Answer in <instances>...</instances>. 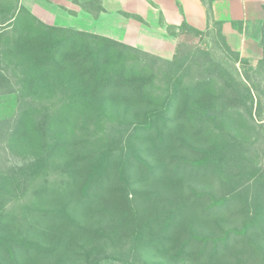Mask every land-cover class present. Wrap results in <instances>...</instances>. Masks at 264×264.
<instances>
[{
	"label": "trees",
	"instance_id": "trees-1",
	"mask_svg": "<svg viewBox=\"0 0 264 264\" xmlns=\"http://www.w3.org/2000/svg\"><path fill=\"white\" fill-rule=\"evenodd\" d=\"M199 1L204 31L160 19L202 41L166 60L0 0V95L17 94L0 120V264H264V221L234 186L215 197L186 184L212 178L236 128L264 125V43L251 66L216 0Z\"/></svg>",
	"mask_w": 264,
	"mask_h": 264
},
{
	"label": "rangeland",
	"instance_id": "rangeland-1",
	"mask_svg": "<svg viewBox=\"0 0 264 264\" xmlns=\"http://www.w3.org/2000/svg\"><path fill=\"white\" fill-rule=\"evenodd\" d=\"M260 1L262 2L261 8L256 7L252 13L254 19L242 21L241 35L247 40L253 36L258 37L261 48L264 43L262 9L264 0ZM171 3L180 11L179 0H19L20 6L27 9L45 25L108 34L127 45L166 60H172L176 47L180 43L191 46L202 44L197 37L184 34L171 37L167 34L165 27L160 24V19H163L164 24L172 25L164 17V12H169ZM99 6L102 11L94 18L89 12ZM8 15L9 13L0 14V23L5 22ZM221 22L236 31L237 26L240 25L239 22L235 23L236 26H232V21ZM205 29L206 27L201 31ZM203 39L207 41L206 38ZM232 50L236 51V49ZM246 50L252 52L249 46ZM258 62L249 63L255 67ZM16 111L17 94L0 95V120L12 118ZM235 130H237L235 133L239 130L241 137L233 144L232 149L224 148L219 153L215 160V173L212 178L207 182L201 179H191L186 184L198 192L206 191L215 197L223 194L222 188L227 189L226 185H233L232 191L228 193L235 200H244L252 215L254 214L255 217L256 214L255 221L261 223L264 221V125L256 126L254 132L251 131L248 137L244 135L246 132L242 127ZM258 132L263 133L262 137L256 135ZM26 161L21 155L10 156L7 166L15 168ZM243 245H239L237 249L243 250ZM100 264L117 263L104 260ZM153 264L163 263L156 261ZM233 264L240 263L233 262Z\"/></svg>",
	"mask_w": 264,
	"mask_h": 264
},
{
	"label": "crops",
	"instance_id": "crops-1",
	"mask_svg": "<svg viewBox=\"0 0 264 264\" xmlns=\"http://www.w3.org/2000/svg\"><path fill=\"white\" fill-rule=\"evenodd\" d=\"M179 2L183 16L179 9L172 3L171 7L168 9L169 12H164V17H166V20L170 24L179 25L182 20L185 19L189 25L199 30L206 27L205 11L199 0H179ZM261 5L262 2L260 0H216L213 3V16L214 19L218 21H235L242 23L243 20H253L252 13L255 11L256 7L261 8ZM242 32L239 33L227 24H224L222 27V33L232 49L239 51L240 55L248 59L251 64L258 62L262 58V50L257 40L258 37H250L248 42L247 39L242 37ZM91 33L99 34L96 31ZM99 35L114 39L108 34L101 33ZM115 40L117 39L115 38ZM247 46L251 47L252 52L246 50Z\"/></svg>",
	"mask_w": 264,
	"mask_h": 264
}]
</instances>
